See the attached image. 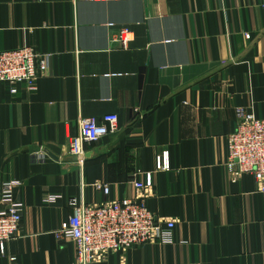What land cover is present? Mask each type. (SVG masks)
Masks as SVG:
<instances>
[{"label":"crops","instance_id":"1","mask_svg":"<svg viewBox=\"0 0 264 264\" xmlns=\"http://www.w3.org/2000/svg\"><path fill=\"white\" fill-rule=\"evenodd\" d=\"M125 27L122 50L109 37ZM23 44L50 62L31 93L0 86V188L19 182L23 206L0 264H79L75 243L56 237L68 200L134 196L161 151L169 170L153 173L146 202L174 221L173 241L87 264H264V191L225 167L237 111L264 118V0H0V50ZM111 113L119 130L80 161L42 151L69 157L80 118Z\"/></svg>","mask_w":264,"mask_h":264},{"label":"built area","instance_id":"2","mask_svg":"<svg viewBox=\"0 0 264 264\" xmlns=\"http://www.w3.org/2000/svg\"><path fill=\"white\" fill-rule=\"evenodd\" d=\"M109 22L107 26H112ZM134 39L131 29L118 28L111 32L109 40L125 50ZM50 54H40L32 46L21 45L14 50H0V86L14 96L20 88L28 92L37 89V82L45 73ZM237 125L227 134V171L235 178L252 174L255 182L264 191V118L255 117L251 112L239 109ZM78 133L68 140V152L83 158L87 144L95 143L101 137L119 130L115 113L104 115L101 121L80 118ZM169 153L161 151L156 156L154 172L169 170ZM152 172H145L144 179L132 180L135 195L114 201L88 204L71 197L68 204L71 214L67 227L61 228L56 237L70 239L76 246V261L87 264L100 261L109 253L125 252L133 246L147 243H171L172 220H160L149 209L146 199L153 194ZM19 182L5 181L0 188V251L4 254L6 243L15 237L21 228L23 206L15 200L14 188ZM94 187L109 193V187L100 182ZM10 264H17L15 256H9Z\"/></svg>","mask_w":264,"mask_h":264},{"label":"water","instance_id":"3","mask_svg":"<svg viewBox=\"0 0 264 264\" xmlns=\"http://www.w3.org/2000/svg\"><path fill=\"white\" fill-rule=\"evenodd\" d=\"M42 151H43L46 155H48V156L54 158L55 160H59V161H60V160H62V161H65V160H74V161H77V157H76V156H73V155H70L69 157H65V158H60V157H57V156L53 155L50 151H47L46 149H42ZM85 156L88 157V154H86Z\"/></svg>","mask_w":264,"mask_h":264}]
</instances>
